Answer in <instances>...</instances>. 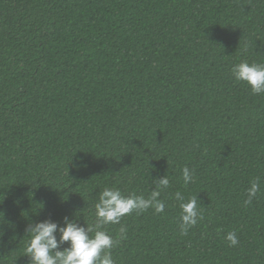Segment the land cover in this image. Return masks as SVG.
Wrapping results in <instances>:
<instances>
[{
    "label": "trees",
    "instance_id": "trees-1",
    "mask_svg": "<svg viewBox=\"0 0 264 264\" xmlns=\"http://www.w3.org/2000/svg\"><path fill=\"white\" fill-rule=\"evenodd\" d=\"M240 61L264 64V0H0V264H29L27 224H94L104 187L164 175L163 212L104 226L115 264H264V93Z\"/></svg>",
    "mask_w": 264,
    "mask_h": 264
},
{
    "label": "clouds",
    "instance_id": "clouds-1",
    "mask_svg": "<svg viewBox=\"0 0 264 264\" xmlns=\"http://www.w3.org/2000/svg\"><path fill=\"white\" fill-rule=\"evenodd\" d=\"M231 73L235 80L246 83L253 94L264 93V64L240 61L232 65ZM181 171L184 183L191 182V170L185 166ZM153 181L156 188L147 197L125 195L118 188L104 187L93 205L94 224L82 226L67 216L63 217L61 223L48 218L27 224L25 235L28 239L25 241L24 256L29 258V264H115L111 249L119 240L109 235L104 226L120 224L123 216L133 212L139 214L150 208L155 213L163 212L165 204L159 199L160 189L169 186V179L164 175ZM259 190L260 185L255 181L251 182L244 203L251 204ZM175 198L181 209L180 231L181 234H187L188 229L203 218L198 200L196 196L185 200L180 192L175 193ZM0 214L3 215L2 212ZM126 231L123 225L119 228L122 239L126 238ZM225 238L229 246L238 243L235 232H229Z\"/></svg>",
    "mask_w": 264,
    "mask_h": 264
}]
</instances>
